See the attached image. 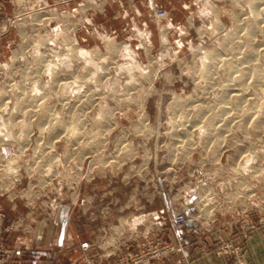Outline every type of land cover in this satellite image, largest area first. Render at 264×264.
I'll use <instances>...</instances> for the list:
<instances>
[{"label": "rangeland", "instance_id": "rangeland-1", "mask_svg": "<svg viewBox=\"0 0 264 264\" xmlns=\"http://www.w3.org/2000/svg\"><path fill=\"white\" fill-rule=\"evenodd\" d=\"M151 3L8 0L0 7V200L20 208L10 219L24 234L59 233L62 216L69 230L86 228L92 251L85 256L93 261L95 253L114 250L104 259L110 263L134 250L124 234L100 241L129 212L146 222L147 211L166 220L182 210L195 220L184 235H218L229 224L258 228L264 243V11L257 7L264 0ZM133 25L147 43L128 39ZM80 49L91 55L81 59ZM241 53L247 64L235 63ZM243 70L263 79L241 80L250 95L234 101L225 94L230 74ZM64 131L76 132L73 142ZM223 242L234 245L221 238L213 252ZM144 243L149 252L161 242ZM0 247L8 251L0 260L9 261L11 249Z\"/></svg>", "mask_w": 264, "mask_h": 264}, {"label": "crops", "instance_id": "crops-1", "mask_svg": "<svg viewBox=\"0 0 264 264\" xmlns=\"http://www.w3.org/2000/svg\"><path fill=\"white\" fill-rule=\"evenodd\" d=\"M7 1L0 0V7L5 6ZM3 8L5 9V7ZM148 10V12H151L150 8ZM92 12L93 16L97 15L95 9ZM136 12L138 13V10ZM18 208L17 206L16 208L9 207L0 200V243L11 249L10 260H0V264H82L85 255L91 253V245L87 244L90 241L88 230L82 227H79L77 231L74 227L69 230V218L67 219L65 216H62L63 228L60 229L59 233L52 228H47L41 233L39 231L29 234L22 233L10 219L13 215L14 217L17 216L20 209ZM61 210L64 214H68V211ZM155 211L157 210L144 213L147 216L146 222H142V219L136 217L134 212H129L126 216H123L124 219H118L114 237L117 239L120 234L126 235V238L131 236L140 238L154 236L160 239L161 245L176 246L181 243L180 253L170 251L155 264H184V262L186 264H229L227 258L217 256L213 252V247L217 245V241L221 238L232 240L234 244L237 242L241 244L247 264H264V243L261 236L258 235V228L256 227L243 230L241 226L238 228L233 226L234 234H231L232 229L228 224L227 230L218 235L212 230V232L206 231L202 235H194L193 232L180 235L183 226L173 223L172 212L167 213V218L161 226H154L152 221L154 215H156ZM6 212L12 216H8ZM21 217L19 218L22 219ZM140 223L147 224L150 233H145L146 229L141 227L142 224ZM65 226H67V230ZM118 229H122V232ZM124 229L125 231H123ZM245 231L246 234L241 237V233H245ZM57 240H61V244H56L55 241ZM82 248H84L83 251Z\"/></svg>", "mask_w": 264, "mask_h": 264}, {"label": "built area", "instance_id": "built-area-1", "mask_svg": "<svg viewBox=\"0 0 264 264\" xmlns=\"http://www.w3.org/2000/svg\"><path fill=\"white\" fill-rule=\"evenodd\" d=\"M187 203L182 205H187ZM154 220H156L157 223L161 226L162 222L164 221V218L155 217ZM172 221L175 225L183 226L184 224L188 222H193L195 220L188 219L187 216L182 212V210H174L172 212ZM180 235H184V234L181 232ZM114 236H115V228L113 229V226H111V228L106 229V231L102 233V235L100 236V241L106 239V241H110V243L112 244L115 239ZM106 237L109 238L110 240L107 239ZM148 238H149L148 236H145L141 240L145 242L146 239L148 240ZM134 240L135 237L133 236L126 238L124 242L125 245L127 243V247H130L129 250L133 249L132 247H134V250L130 252L129 251L126 252L125 255L116 256L113 262L110 263L104 262V259H106V257L109 258L114 255L115 251L111 250L110 252L101 255L95 253V257H96L95 261H93L90 257H84L83 264H155L160 258H162L166 253L170 251H174L178 253L181 252V243L176 246L169 244L161 245L157 243L155 249L146 252L144 251L145 250L144 248L146 247L145 243L144 242L138 243L135 245L136 246L135 247L133 245ZM82 249L84 250V248ZM135 251L139 252L140 255L136 256V254L134 253ZM7 252H8L7 249L0 247V258L6 259ZM215 254L217 256H222L230 260L229 264H246V260L243 254V249L238 245L231 244L230 242H223L221 246L217 249ZM184 264L186 263L184 262Z\"/></svg>", "mask_w": 264, "mask_h": 264}, {"label": "bare ground", "instance_id": "bare-ground-1", "mask_svg": "<svg viewBox=\"0 0 264 264\" xmlns=\"http://www.w3.org/2000/svg\"><path fill=\"white\" fill-rule=\"evenodd\" d=\"M264 3H260V4H258V8L260 7V11H264V7L262 6ZM248 16V15H247ZM251 16V15H250ZM245 17V16H244ZM249 20H250V18H249ZM252 20V19H251ZM243 21V20H242ZM252 22V21H251ZM253 24V23H252ZM248 25H251V24H248ZM255 25V24H254ZM253 25V26H254ZM162 37H165V35H163L162 34ZM235 37V36H234ZM234 40H235V38H234ZM242 54V53H241ZM255 56V58H256V55H254ZM240 57V56H239ZM234 58V57H233ZM247 58H248V55L245 53H243L242 55H241V58H234L235 59V63H238V60H241V61H239L240 62V64L241 63H244V64H247ZM258 61V60H257ZM202 64V63H201ZM255 71V70H254ZM211 72H213V71H211ZM210 72V73H211ZM258 73V72H257ZM228 77V76H227ZM262 78V76L260 75H258V74H256V72L255 73H248V71H246V70H243L242 72H240L238 75H233V74H230V78H229V85H228V89H226V95L227 94H229V96H230V98L231 99H233L234 101H236V100H238V99H241V98H245V96H247V93H249V92H247V88H245V87H243L242 86V88H240L241 86H240V81L241 80H248L249 81V83H251V84H253V85H258V80H260V78ZM228 79V78H227ZM252 79V80H251ZM263 79V78H262ZM248 81H246L247 83H248ZM262 80H260V82H261ZM259 82V83H260ZM262 83H264V82H262ZM242 85V84H241ZM245 85V84H244ZM254 87V86H253ZM251 88V87H250ZM249 87H248V89H250ZM253 90H254V88H253ZM249 95H250V93H249ZM248 95V96H249ZM247 98H245V100H246ZM248 100V99H247ZM234 101H232V103L234 102ZM64 134V139H66V141H68V142H73L74 141V139H75V137H76V132L75 131H64L63 132ZM74 138V139H73Z\"/></svg>", "mask_w": 264, "mask_h": 264}, {"label": "clouds", "instance_id": "clouds-1", "mask_svg": "<svg viewBox=\"0 0 264 264\" xmlns=\"http://www.w3.org/2000/svg\"><path fill=\"white\" fill-rule=\"evenodd\" d=\"M92 2H94V0H92ZM149 7H150V8L153 7V5H152V3H151V0H149ZM137 15H139V12L137 13ZM88 23H91V21H88ZM168 27H172V25L169 24ZM85 31H86V30H85ZM132 31L136 33V36H135V37L129 36V37H128L129 40L136 39L137 37H139L140 39L144 40V41L147 43V37H148V34H147V33H145V32H140V31L135 27V25H133ZM82 38H83V37H82ZM110 39H112V38H110ZM165 43H166V41H165ZM138 47H142V48H143V47H144V44H139ZM124 49H125V51H127V45H125ZM69 51H70V49H69ZM89 55H91V52H86V51H84L83 49H80V50H79V56H80L81 59L84 58V57H86V56H89ZM106 59H107V58L105 57L104 59H102V60L100 61V63L105 62ZM66 60H68V57H67V56H64V57H58V59H57V65H61V64H63V62L66 61ZM88 64H90L93 68H95V69H96V72H100V71H101V68L98 67V64H93V63H91L90 60L88 61ZM68 67H71V64H70V63L68 64ZM45 75H48L49 77H51V72L46 71V72H45ZM93 75H95V73H93ZM44 87L47 88L48 85L45 84ZM39 94H40V90H37V91L34 93V95H39Z\"/></svg>", "mask_w": 264, "mask_h": 264}]
</instances>
